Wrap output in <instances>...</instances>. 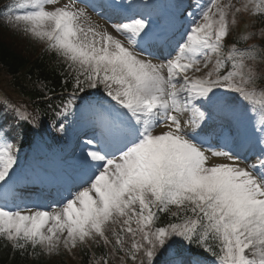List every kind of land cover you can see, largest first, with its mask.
<instances>
[{"label": "snow or ice", "instance_id": "1", "mask_svg": "<svg viewBox=\"0 0 264 264\" xmlns=\"http://www.w3.org/2000/svg\"><path fill=\"white\" fill-rule=\"evenodd\" d=\"M4 7L7 25L65 61L59 103L53 107L47 93L45 100L58 132L75 123L82 135L75 162L42 178L67 194L26 202L16 197L23 137L7 118L0 123V240L22 256L103 245V264H160L165 256L164 264H201L186 261L181 245L208 254L210 264H264V99L245 63L264 58V49L223 51L235 22L229 15L246 7L220 0H12ZM89 9L107 25L93 24ZM213 54L212 70L197 75ZM10 110L14 121L41 128L38 110ZM220 114L236 131L213 145Z\"/></svg>", "mask_w": 264, "mask_h": 264}, {"label": "trees", "instance_id": "2", "mask_svg": "<svg viewBox=\"0 0 264 264\" xmlns=\"http://www.w3.org/2000/svg\"><path fill=\"white\" fill-rule=\"evenodd\" d=\"M1 5L2 2L0 7ZM9 30L10 26L6 22H0V85L11 82V89L26 96L29 102L35 103L43 117L48 116L51 110L48 109L49 101L45 100V93L52 96L53 101H59L60 94L64 92L61 81L66 74L65 66L54 53L50 55L44 50L41 52L32 42L29 46L25 45L21 33ZM96 255L99 256V253ZM0 264L38 263L31 261L27 254L22 256L0 240Z\"/></svg>", "mask_w": 264, "mask_h": 264}, {"label": "rangeland", "instance_id": "3", "mask_svg": "<svg viewBox=\"0 0 264 264\" xmlns=\"http://www.w3.org/2000/svg\"><path fill=\"white\" fill-rule=\"evenodd\" d=\"M249 1H251L252 5H255L256 2H258V1H260V0H249ZM67 2H69V0H61V3H67ZM229 2H231V3H232L233 5H235V6H237V5L240 4V3H239L240 0H220V3H221V4H225V5L228 4ZM48 7L51 8L52 6H48ZM89 14H90L91 17H92V22H93V24H95V25H99V26H101V27L107 25V24H105V22L98 20L97 17H95L92 13L89 12ZM207 69H208V68H202L201 72H200V73H197V75H203L204 73H207V72H206ZM190 74H191V73H190ZM216 159H218V158H216ZM218 160H221V159H218Z\"/></svg>", "mask_w": 264, "mask_h": 264}, {"label": "bare ground", "instance_id": "4", "mask_svg": "<svg viewBox=\"0 0 264 264\" xmlns=\"http://www.w3.org/2000/svg\"><path fill=\"white\" fill-rule=\"evenodd\" d=\"M211 162V161H210Z\"/></svg>", "mask_w": 264, "mask_h": 264}]
</instances>
